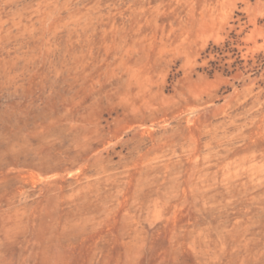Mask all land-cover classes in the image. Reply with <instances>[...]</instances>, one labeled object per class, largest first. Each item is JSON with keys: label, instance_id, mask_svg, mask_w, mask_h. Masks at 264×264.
<instances>
[{"label": "rangeland", "instance_id": "374dc122", "mask_svg": "<svg viewBox=\"0 0 264 264\" xmlns=\"http://www.w3.org/2000/svg\"><path fill=\"white\" fill-rule=\"evenodd\" d=\"M0 264H264V0H0Z\"/></svg>", "mask_w": 264, "mask_h": 264}]
</instances>
